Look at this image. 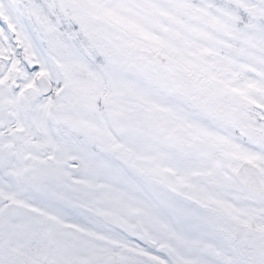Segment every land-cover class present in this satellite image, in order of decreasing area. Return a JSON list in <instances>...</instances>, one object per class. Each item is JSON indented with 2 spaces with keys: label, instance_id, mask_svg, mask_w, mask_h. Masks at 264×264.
<instances>
[{
  "label": "rangeland",
  "instance_id": "obj_1",
  "mask_svg": "<svg viewBox=\"0 0 264 264\" xmlns=\"http://www.w3.org/2000/svg\"><path fill=\"white\" fill-rule=\"evenodd\" d=\"M3 1L0 57L33 60L26 24L58 84L52 147L34 117L13 159L0 141V264H264L234 178L249 160L264 183V0Z\"/></svg>",
  "mask_w": 264,
  "mask_h": 264
},
{
  "label": "flooded vegetation",
  "instance_id": "obj_2",
  "mask_svg": "<svg viewBox=\"0 0 264 264\" xmlns=\"http://www.w3.org/2000/svg\"><path fill=\"white\" fill-rule=\"evenodd\" d=\"M13 63L15 68H9L8 65L9 64L11 65ZM34 68H35L34 66H31L28 63L25 57H22V59H20L19 57H13L11 55H9L8 57H0L1 73L3 74L6 71L7 74H9L7 83L3 85L6 86L5 94L8 95L9 101L8 100L5 101L3 103L2 108L0 107V117L3 118V121H0V141L4 138H7L10 140L9 142H13V143H18V142L20 143L21 141H23L24 143H28L31 142L33 137H35L30 133L29 127H27L28 110L31 105V100L29 102L28 97L29 95L30 97L31 96L37 97L39 87L36 84V88H35L36 90H32L30 92L32 94H30L28 92L29 90H31L32 87H30L27 90V92H25L26 90L21 91V88L19 86V81L21 78L25 77V72H28L29 70H33L34 75L35 76L37 75L38 70H36V68L34 70ZM38 77L39 75L37 76V78ZM205 83H206L205 81L200 82L201 85H204ZM15 92H17L19 95V99H18L19 111L21 112L23 117V126L18 130L15 129L12 133H10V135H8L7 133H5V130H7L8 127L10 128L15 125L12 123V119H14V113H12V110L14 111L13 94ZM0 99L2 100L4 99L3 95H0ZM166 131L167 130H164V132ZM251 236H253V234H251ZM259 237L264 238V234H262Z\"/></svg>",
  "mask_w": 264,
  "mask_h": 264
},
{
  "label": "bare ground",
  "instance_id": "obj_3",
  "mask_svg": "<svg viewBox=\"0 0 264 264\" xmlns=\"http://www.w3.org/2000/svg\"><path fill=\"white\" fill-rule=\"evenodd\" d=\"M0 3H2L5 7V3L3 0H0ZM24 32H25V37L27 39L28 47L30 49L31 55L33 57V60L35 63L38 64V66L46 71V73L49 75V77L52 80H56L54 73L49 69L48 63L43 56L42 51L40 50L37 42L33 38L32 34L30 33L29 29L27 28L26 24H23ZM32 82V76H26L23 78L22 81H20V85L25 87L29 85ZM15 99H17V94H15ZM47 103L36 100L33 104L32 111H31V116L34 118H37V122L39 127L42 129L43 134H44V140L45 142L52 147L53 146V138L50 133L49 127L46 123V112H47ZM22 120L21 118L18 119V126H21Z\"/></svg>",
  "mask_w": 264,
  "mask_h": 264
},
{
  "label": "water",
  "instance_id": "obj_4",
  "mask_svg": "<svg viewBox=\"0 0 264 264\" xmlns=\"http://www.w3.org/2000/svg\"><path fill=\"white\" fill-rule=\"evenodd\" d=\"M40 86L42 88L41 93L47 94L49 92V84L45 79L40 83ZM11 154V153H10ZM81 166L77 167V169H80ZM259 170L251 165L248 162H244L239 167L236 177L238 181L245 186L247 190H249L253 195L259 196L264 192V185H262L258 180ZM242 228L238 227L236 231V236H239L241 233ZM142 242L149 243L153 245V243H150L149 241L145 239H140Z\"/></svg>",
  "mask_w": 264,
  "mask_h": 264
}]
</instances>
